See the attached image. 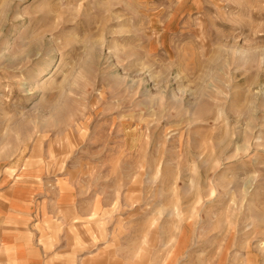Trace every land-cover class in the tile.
<instances>
[{"label":"rangeland","instance_id":"374dc122","mask_svg":"<svg viewBox=\"0 0 264 264\" xmlns=\"http://www.w3.org/2000/svg\"><path fill=\"white\" fill-rule=\"evenodd\" d=\"M0 201L19 264H264V0H0Z\"/></svg>","mask_w":264,"mask_h":264},{"label":"crops","instance_id":"0c3cea01","mask_svg":"<svg viewBox=\"0 0 264 264\" xmlns=\"http://www.w3.org/2000/svg\"><path fill=\"white\" fill-rule=\"evenodd\" d=\"M6 206V207H4ZM8 204L3 203L0 201V242L2 241V232L4 231V227H11V228H15V229H19V225L20 222L16 219V220H12V219H6L4 220V214H6V212H8ZM9 220V221H8ZM60 236V234H59ZM37 252V253H36ZM43 250H41V248H34V252L32 253V257H30V254L27 253V257L26 258V264H46L45 262V257H44V252L42 255ZM57 256H59V258L65 257V252L59 249V251L57 252ZM0 264H19V258H18V254L15 253V255L11 254L10 256L6 255V256H2V253H0ZM58 264H66L65 260L63 258V260L59 261ZM96 264H102V262H100L99 260L96 261Z\"/></svg>","mask_w":264,"mask_h":264}]
</instances>
